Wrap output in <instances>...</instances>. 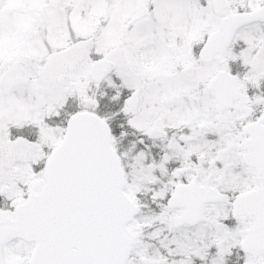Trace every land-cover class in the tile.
<instances>
[{
    "label": "snow or ice",
    "instance_id": "snow-or-ice-1",
    "mask_svg": "<svg viewBox=\"0 0 264 264\" xmlns=\"http://www.w3.org/2000/svg\"><path fill=\"white\" fill-rule=\"evenodd\" d=\"M0 264H264V0H0Z\"/></svg>",
    "mask_w": 264,
    "mask_h": 264
}]
</instances>
